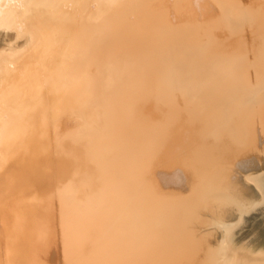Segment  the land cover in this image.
I'll use <instances>...</instances> for the list:
<instances>
[{
    "label": "bare ground",
    "instance_id": "obj_1",
    "mask_svg": "<svg viewBox=\"0 0 264 264\" xmlns=\"http://www.w3.org/2000/svg\"><path fill=\"white\" fill-rule=\"evenodd\" d=\"M0 264H264V0H0Z\"/></svg>",
    "mask_w": 264,
    "mask_h": 264
},
{
    "label": "rangeland",
    "instance_id": "obj_2",
    "mask_svg": "<svg viewBox=\"0 0 264 264\" xmlns=\"http://www.w3.org/2000/svg\"><path fill=\"white\" fill-rule=\"evenodd\" d=\"M254 155H257L256 153H252ZM241 163H243L242 161H236V165H240ZM175 179H173V183L175 186L184 189L183 186L187 185V176H186V172L183 169H180L179 172H176L174 174ZM252 215V214H250ZM249 216V215H248Z\"/></svg>",
    "mask_w": 264,
    "mask_h": 264
}]
</instances>
